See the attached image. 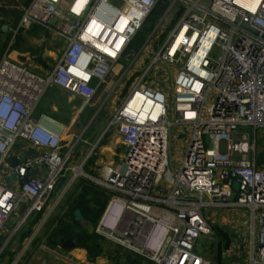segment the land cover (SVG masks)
Wrapping results in <instances>:
<instances>
[{"label":"built area","instance_id":"built-area-1","mask_svg":"<svg viewBox=\"0 0 264 264\" xmlns=\"http://www.w3.org/2000/svg\"><path fill=\"white\" fill-rule=\"evenodd\" d=\"M76 1L22 7L21 27L38 25L66 41L47 75L0 60V233L18 209L14 229L43 211L67 169L72 147L65 131L54 133L34 117L46 88L92 99L121 59H137L128 47L160 0H84L77 10ZM176 1L179 19L132 75L113 113L124 154L97 179L110 192L97 228L154 264H211L196 251L199 237L212 231L202 209L246 208L244 262L264 264V167L254 134L264 128V0L171 5ZM242 126L252 128L251 139L238 132ZM174 127L189 133L177 167L169 154ZM18 142L38 154L11 166Z\"/></svg>","mask_w":264,"mask_h":264},{"label":"crops","instance_id":"crops-1","mask_svg":"<svg viewBox=\"0 0 264 264\" xmlns=\"http://www.w3.org/2000/svg\"><path fill=\"white\" fill-rule=\"evenodd\" d=\"M30 1L0 0V60L6 57L14 63L27 67L34 73L47 75L58 61L61 55V48H63L66 41L59 37L53 30L38 25L27 28L19 25L22 7L26 6ZM160 2L164 5L163 10H159L158 5L160 3H157L152 12L158 8L159 24L162 29L159 33H162L167 28L166 21H164L167 19V16L168 24L170 25L176 14L178 15L181 9L183 11V7L179 6L174 11L175 14L173 13V16L172 12L169 11L171 0H161ZM180 15L181 13L177 16V20ZM165 16L166 19L164 18ZM159 24L152 31L147 42L152 41L153 34H156L160 27ZM163 24L164 27H162ZM174 25H171V30ZM3 26L4 28H2ZM135 36L127 51H133L135 49L133 44ZM147 42L145 48L142 47L138 51L139 55L136 60L132 61L131 58L129 59L128 64L131 65L130 62L133 63L128 71L123 66L121 68L116 66L113 69L117 73L120 72L119 69H121L122 74L125 73V76L122 77L121 74L119 77L121 81L122 79H133L132 75L135 76L139 73L137 70L140 65L145 63L162 45L160 42H157L158 46L154 49L153 42L152 44H147ZM130 73H133L131 74L132 77H126ZM104 84L106 82L99 85L98 88ZM53 86L55 85L48 86L44 91L34 109V117H41V124L54 133H59L62 130L65 131L66 141L72 147L70 158L73 157V160L79 166L76 164L72 166L71 170H73V175L66 184L56 185L53 191L56 192V197L51 201V198L48 199L43 211L33 212L20 227L14 229L16 219L21 213V209H18L13 213L9 222L4 225L0 236L6 234V264H116L115 262H107L108 255L103 252V245L100 246L101 252L96 257H93L85 248L78 246L77 243L74 248H64L60 245L59 240L61 238L67 239L72 236L56 235L54 237L53 234L59 225L60 218L66 220L70 218L68 215L65 216L70 208L72 209L73 223L83 228H86L87 224H90L93 226L92 231H94L95 225H92L81 215L78 206L79 202L74 203L72 200H66V194L72 186L71 181L75 179L74 177L82 175L93 178L96 181L101 178L104 167L113 166L123 157L124 147L120 142L117 126L112 124L111 120L106 121V113L104 115L102 114V109L105 106L104 102L115 91H110L111 93L102 91L100 98L103 100L97 102V90L92 99L85 102L82 101L83 99L81 97L73 95L60 87ZM93 125L95 126L92 127ZM77 145H79V149L74 153L73 149ZM25 149L26 147L24 148L23 143H16L11 151L12 157L21 156L26 151ZM260 166L264 167L262 164ZM78 168L81 169L80 173H75V169ZM4 182L6 183V179ZM9 182L7 183L11 185L12 177H9ZM98 184L99 187L105 189L100 183ZM72 203L74 204L71 207ZM74 217L75 220L73 219ZM25 232H28L27 235L21 239V235ZM17 251L19 252L17 253ZM20 252H23L21 257L16 259L17 254ZM14 255L17 256L14 257ZM100 255H103L102 257L105 260L98 258ZM1 256H3V252L0 254Z\"/></svg>","mask_w":264,"mask_h":264},{"label":"rangeland","instance_id":"rangeland-1","mask_svg":"<svg viewBox=\"0 0 264 264\" xmlns=\"http://www.w3.org/2000/svg\"><path fill=\"white\" fill-rule=\"evenodd\" d=\"M179 6H181L179 1H176L175 4H172L170 6L169 11L172 12L173 14L174 11H176ZM157 10L158 8H156L148 16L145 23L142 25L141 29L138 31L133 41L135 49H133V51H127L128 54L134 55L138 53V51L142 47L145 48L146 42L149 39L152 31L155 29L157 24H159V13ZM164 18L166 19V16ZM176 20H177V14L174 18V21H172V23H170L169 25L168 16H167V19L164 20L166 21L167 28L164 29L162 33H159L162 30L161 25L159 24L160 27L157 33L153 34L152 41L149 40L150 42H147V44H152L153 42L154 49H156L158 46L157 42H160V44H162L165 41V39L167 38V35L169 34L171 30V25L172 24L174 25L176 23ZM164 24L162 27H164ZM58 36L61 37L60 35ZM65 44L66 43H64L63 48H61L60 54L62 53L65 47ZM219 53H220L219 49L215 47L213 51L211 52V57L216 59ZM120 62L122 63L123 68H126L128 66L129 60L126 61L124 59H121ZM119 71L120 72L117 73L115 70H112L111 73L108 75L109 77L106 79V84H104L103 86L97 89L98 90L96 94L97 102L103 100L100 98V94L102 91H108V93L110 91H115V93H112L110 95V98H108L107 101L104 102L105 106L103 108L104 110L102 109L103 111L102 114L104 115V113H106V121H110L112 119L113 113L115 111L114 109L118 107V105L120 104L124 96L126 95L127 91L131 87V84L133 81V79H130V80L122 79L121 81V79H119V77L122 74L121 69H119ZM169 80L168 81L171 83V77ZM96 83H97V80L94 79L93 84H96ZM121 91H122V94H121ZM94 126L95 125H93L92 127ZM238 132L248 133L250 135V139L252 138V135H253V130L250 126H242ZM254 134L256 135V161L258 165H261V164L264 165V128L257 129L254 132ZM188 136H189V133L185 130H181L178 127H174L172 129L171 136H170L169 154L172 158L174 167H177L179 164V159L181 158L183 151H184V142L185 140H187ZM205 144L206 146H208L207 142ZM78 149H79V145L74 147L73 149L74 153ZM74 164L79 166V164L73 160V157H71L70 160L66 164L67 170L65 171V174H64L65 178L64 176L63 178L61 176V178H59L58 180L57 185L66 184V182L72 177L73 170H71V168ZM77 177H83L85 179H89L95 185L99 186L98 184L99 182L97 180L95 181V179L93 178H89L87 176H82V175H78L74 178L76 179ZM75 179H73L71 182L73 183ZM55 197H56V192H52L50 201L53 200ZM202 211L204 214H207L211 218L212 225L219 224L230 233L231 241L229 242V245L227 247H222V252H221L222 264H246L244 262V258H245L244 254H245V249H246V234L245 233L249 234L250 211L246 208H241V207H228V208H213L212 207V208H208L207 210L203 208ZM86 228L90 232L93 230V226H91L90 224H87ZM94 232L100 237L99 243L101 246L103 245L102 246L103 252L108 255V259H106L108 263L115 262L116 264H126L128 257L132 258L133 256H137L140 258L138 259L140 264H154L149 259L143 256H140L138 254H135L127 250L125 247H122L121 245H119V243H117L115 239H110V238L105 237L97 228V224L94 226ZM219 238L220 237H218V235L216 234L215 230L212 227V231L210 233L203 234L199 237L198 243L196 245V251L201 256H203L205 259L209 260L211 264H221L220 262L217 261V251H216L217 243L220 242ZM5 241H6V234L3 236H0V251L1 253L3 252V256L0 257V264H6V246H5L6 242ZM4 246H5V249H4ZM18 252L19 251H17V253ZM22 253L23 252H20L19 254H17L18 256L14 255V257L17 256L16 259H18L19 257H21ZM236 253H239L238 254L239 256H237ZM102 256L103 255H100L98 258L104 259V257ZM10 257L12 258L13 256H10Z\"/></svg>","mask_w":264,"mask_h":264},{"label":"trees","instance_id":"trees-1","mask_svg":"<svg viewBox=\"0 0 264 264\" xmlns=\"http://www.w3.org/2000/svg\"><path fill=\"white\" fill-rule=\"evenodd\" d=\"M161 1V0H160ZM158 2V8L160 11L163 10L164 5ZM182 11V9H181ZM178 12V15L181 13ZM174 21V20H173ZM78 190V191H77ZM110 192L104 188L95 185L91 180L85 179L83 177H78L73 183L70 190L66 194V200L73 201L74 203L79 202V209L81 215L87 219L92 225H96L98 222L106 204L109 199ZM71 204L72 205L74 204ZM69 216L68 220L60 218L58 227L54 230V237L56 235L60 236H72L78 246L85 248L88 253L93 257H96L100 252V237L94 231H88L86 228L79 227L77 224L72 222V209L70 208L65 216ZM213 229L215 230L218 237H220V242L217 243V261L222 264L221 252L222 247H227L229 245L230 233L225 230L219 224H213ZM25 232L21 235V239L27 235ZM235 235V234H234ZM223 241V242H221ZM223 243V244H222ZM137 256L132 258H127L126 264H140Z\"/></svg>","mask_w":264,"mask_h":264},{"label":"water","instance_id":"water-1","mask_svg":"<svg viewBox=\"0 0 264 264\" xmlns=\"http://www.w3.org/2000/svg\"><path fill=\"white\" fill-rule=\"evenodd\" d=\"M4 28V26L2 27ZM38 154V150L34 149V148H29L27 149L21 156H14L11 158V166L16 165L19 162V158H24V157H28V156H36ZM75 220V217L73 218ZM60 245L64 248H74L76 247V242L74 240V238L69 237L67 239L61 238L59 240Z\"/></svg>","mask_w":264,"mask_h":264},{"label":"bare ground","instance_id":"bare-ground-1","mask_svg":"<svg viewBox=\"0 0 264 264\" xmlns=\"http://www.w3.org/2000/svg\"><path fill=\"white\" fill-rule=\"evenodd\" d=\"M83 1L84 0H77L75 2L74 9H76V10L79 9L81 7V5L83 4ZM75 172L76 173L80 172V169H76Z\"/></svg>","mask_w":264,"mask_h":264}]
</instances>
